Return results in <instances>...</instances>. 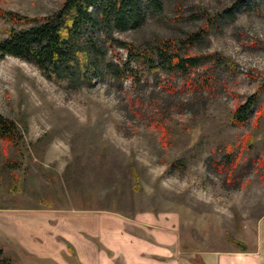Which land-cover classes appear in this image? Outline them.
<instances>
[{
    "label": "rangeland",
    "instance_id": "374dc122",
    "mask_svg": "<svg viewBox=\"0 0 264 264\" xmlns=\"http://www.w3.org/2000/svg\"><path fill=\"white\" fill-rule=\"evenodd\" d=\"M61 1L0 0V9L40 17ZM160 4V11L144 4L138 25L115 37L135 45L184 37L202 25L193 17L199 9L220 14L235 6L192 50L215 54L229 67L208 88L189 89L185 78L158 74L134 88L94 79L64 91L32 64L0 58V115L22 128L28 151L19 170L3 169L18 156L0 142V214L18 215V207L112 210L131 218L174 212L182 238L202 251L253 245L264 214V118L256 126L252 115L245 126L232 127L229 116L264 88V0H181L179 19L176 0ZM8 26L0 21V38ZM247 134L252 150L227 180L214 161ZM175 160L179 167L170 166ZM0 250L18 264L12 241L0 237Z\"/></svg>",
    "mask_w": 264,
    "mask_h": 264
},
{
    "label": "trees",
    "instance_id": "16d2710c",
    "mask_svg": "<svg viewBox=\"0 0 264 264\" xmlns=\"http://www.w3.org/2000/svg\"><path fill=\"white\" fill-rule=\"evenodd\" d=\"M180 2L176 0L175 5L178 19L182 14ZM144 4L155 11L161 10L160 0H146ZM144 4L143 0H62L57 9L40 17L0 9V21L9 24L2 30L0 58L8 56L32 64L44 80L64 91L91 86L94 79L107 80L119 87L129 82L134 88L147 76L158 74L185 78L189 89H205L216 80L220 68H229L226 61L215 54L197 55L192 50L208 37L218 19H223L222 14L233 13L234 5L220 14L199 9L193 17L202 20V25L184 37L156 39L142 45L116 38L115 32L138 25ZM197 70L201 72L195 76ZM252 115L256 126L264 118L263 87L236 105L229 116V125L243 127ZM0 142L13 147L18 156V160H5L2 168L19 170L20 159L28 155L23 130L1 115ZM252 147V135H244L235 146L226 145L220 162L214 161V165L226 174L227 180H232L240 159L250 153ZM179 165L177 160L170 163L172 167ZM233 244L245 250L241 244ZM0 264L17 263L0 250Z\"/></svg>",
    "mask_w": 264,
    "mask_h": 264
},
{
    "label": "crops",
    "instance_id": "0c3cea01",
    "mask_svg": "<svg viewBox=\"0 0 264 264\" xmlns=\"http://www.w3.org/2000/svg\"><path fill=\"white\" fill-rule=\"evenodd\" d=\"M0 237L16 245L18 264H264V214L245 250L196 248L182 238L174 212L127 218L18 207V215L0 214Z\"/></svg>",
    "mask_w": 264,
    "mask_h": 264
}]
</instances>
